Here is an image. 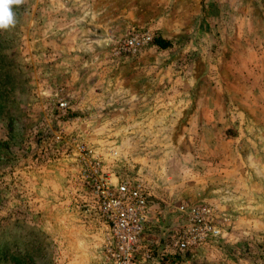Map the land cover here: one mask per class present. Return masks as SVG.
Wrapping results in <instances>:
<instances>
[{
	"label": "rangeland",
	"instance_id": "1",
	"mask_svg": "<svg viewBox=\"0 0 264 264\" xmlns=\"http://www.w3.org/2000/svg\"><path fill=\"white\" fill-rule=\"evenodd\" d=\"M12 11L0 29V264L111 263L93 166L147 193L140 264H264V0ZM136 30L170 45L121 51ZM181 201L208 205L219 233L174 254Z\"/></svg>",
	"mask_w": 264,
	"mask_h": 264
},
{
	"label": "built area",
	"instance_id": "2",
	"mask_svg": "<svg viewBox=\"0 0 264 264\" xmlns=\"http://www.w3.org/2000/svg\"><path fill=\"white\" fill-rule=\"evenodd\" d=\"M149 41L151 35L147 30L132 31L121 40L119 49L133 53ZM59 105L63 106L64 103L60 102ZM79 148L83 150L85 147L80 145ZM85 177V182L94 193L99 212L107 224L109 238L105 250L110 264H140L149 258L151 252L147 249L141 250L148 209L147 193L142 184L125 178L113 183L99 174L97 166H93ZM177 210L186 220L171 242L178 252L218 235L219 229L212 222V212L208 205L181 201Z\"/></svg>",
	"mask_w": 264,
	"mask_h": 264
},
{
	"label": "clouds",
	"instance_id": "3",
	"mask_svg": "<svg viewBox=\"0 0 264 264\" xmlns=\"http://www.w3.org/2000/svg\"><path fill=\"white\" fill-rule=\"evenodd\" d=\"M23 0H0V29H7L15 25V15L12 11L13 5H20Z\"/></svg>",
	"mask_w": 264,
	"mask_h": 264
},
{
	"label": "trees",
	"instance_id": "4",
	"mask_svg": "<svg viewBox=\"0 0 264 264\" xmlns=\"http://www.w3.org/2000/svg\"><path fill=\"white\" fill-rule=\"evenodd\" d=\"M151 43H153L155 46H157L160 49H164V48H166V47H168L170 45L168 40H166V39H164V38H162L160 36L152 37ZM176 253L178 254L179 252L175 251L174 254H176ZM165 257H167V256H164V257L161 256L160 260L167 259ZM175 257H176V255H175ZM159 263H161V261Z\"/></svg>",
	"mask_w": 264,
	"mask_h": 264
},
{
	"label": "crops",
	"instance_id": "5",
	"mask_svg": "<svg viewBox=\"0 0 264 264\" xmlns=\"http://www.w3.org/2000/svg\"><path fill=\"white\" fill-rule=\"evenodd\" d=\"M69 14H70V11H69V10H66V16L69 15ZM71 25H72V24L69 23V22L66 23V32L68 31V29L70 28ZM75 25H77V24H75ZM79 27H80V25H79ZM79 27H78V29H79ZM70 49H71V48H68V47H67V44H66V50H70Z\"/></svg>",
	"mask_w": 264,
	"mask_h": 264
}]
</instances>
